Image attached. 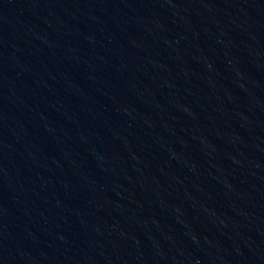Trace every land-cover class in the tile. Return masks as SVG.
I'll use <instances>...</instances> for the list:
<instances>
[{
    "label": "water",
    "instance_id": "95a60500",
    "mask_svg": "<svg viewBox=\"0 0 264 264\" xmlns=\"http://www.w3.org/2000/svg\"><path fill=\"white\" fill-rule=\"evenodd\" d=\"M0 264H264V0H0Z\"/></svg>",
    "mask_w": 264,
    "mask_h": 264
}]
</instances>
